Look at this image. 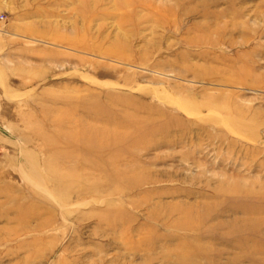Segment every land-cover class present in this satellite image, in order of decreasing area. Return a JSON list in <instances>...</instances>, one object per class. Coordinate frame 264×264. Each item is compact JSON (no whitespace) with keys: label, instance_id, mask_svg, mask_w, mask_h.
<instances>
[{"label":"rangeland","instance_id":"374dc122","mask_svg":"<svg viewBox=\"0 0 264 264\" xmlns=\"http://www.w3.org/2000/svg\"><path fill=\"white\" fill-rule=\"evenodd\" d=\"M0 264H264V0H0Z\"/></svg>","mask_w":264,"mask_h":264},{"label":"bare ground","instance_id":"6f19581e","mask_svg":"<svg viewBox=\"0 0 264 264\" xmlns=\"http://www.w3.org/2000/svg\"><path fill=\"white\" fill-rule=\"evenodd\" d=\"M169 23V22H168Z\"/></svg>","mask_w":264,"mask_h":264}]
</instances>
